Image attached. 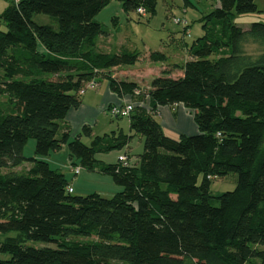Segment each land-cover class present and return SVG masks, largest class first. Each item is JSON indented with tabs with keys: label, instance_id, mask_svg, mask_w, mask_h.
Returning <instances> with one entry per match:
<instances>
[{
	"label": "trees",
	"instance_id": "trees-1",
	"mask_svg": "<svg viewBox=\"0 0 264 264\" xmlns=\"http://www.w3.org/2000/svg\"><path fill=\"white\" fill-rule=\"evenodd\" d=\"M112 1L21 0L0 13L7 26L0 30V264H264V24L233 21L257 4L219 0L183 74L164 70L144 90L107 71L140 55L101 50L109 31L96 16ZM118 1L126 12L154 13L158 0ZM36 14L49 19L37 22ZM149 57L168 60L161 51ZM104 72L114 92L138 88L145 102L130 116L144 149L126 166L97 154L124 150L133 135H92L85 125L71 138L64 123L85 85ZM176 104L191 111L198 133L164 132L156 116ZM31 138L35 154L26 156ZM66 144L72 164L108 174L123 189L72 195L65 173L42 158ZM230 173L236 187L214 194L212 179Z\"/></svg>",
	"mask_w": 264,
	"mask_h": 264
},
{
	"label": "rangeland",
	"instance_id": "rangeland-1",
	"mask_svg": "<svg viewBox=\"0 0 264 264\" xmlns=\"http://www.w3.org/2000/svg\"><path fill=\"white\" fill-rule=\"evenodd\" d=\"M11 2V0H9ZM258 9L254 12L247 14L235 13L233 21L238 26L248 28L253 23L264 24V0H254ZM4 1H0V10L3 9ZM219 5V0H158L156 10L154 13L146 12L144 15L139 14L136 10L126 12L120 1L113 0L110 5L106 6L97 16L96 19L103 23L106 29L109 31V35L100 36L99 46L102 51L118 53L123 50L137 51L139 52V58L134 64L121 65L120 68L113 69L118 76L124 77V79H136L138 80V74L140 75V81L143 84H148L152 81L155 75L160 73L159 68L164 64L163 61L151 60L149 55L152 51L164 52L170 61L183 64L186 61L185 57H188L186 53V44L190 47L193 42L204 34L202 27L204 16ZM35 20L37 22L44 23L49 17L44 14H36ZM115 18V19H114ZM185 18L188 23V30L184 29L183 24L175 23L174 19ZM7 26L4 21H0V30H6ZM108 37L109 39H106ZM101 38L104 40L101 44ZM108 40V44L104 45V42ZM249 52L256 50L255 44H249L247 47ZM177 57V58H176ZM179 71H173L171 77H179ZM127 74V75H126ZM129 74H135L130 76ZM127 76V77H126ZM102 84H108L106 78L101 77ZM90 88V87H87ZM144 90L149 89L147 86ZM144 93V97H145ZM143 97V98H144ZM114 98L118 103L120 95L114 92ZM106 107V106H105ZM104 114L98 121L97 128L95 129L101 135L105 132H111L117 125H120L128 131V117L123 119L113 118L110 113L104 108ZM161 121V116H156ZM166 134L172 138H178L175 132L165 130ZM143 138L142 135L138 134ZM86 144H90V139L86 136L82 139ZM36 146V140L31 138L25 146L24 154L26 156H34ZM134 152L141 153L144 149V139L142 144L139 145L138 137L135 140ZM118 150H112L110 152L98 153L99 159H104L106 162L112 163L117 159ZM59 159V158H58ZM60 167L68 178H71L73 171L72 168L80 167V174L77 180L70 184L74 191L72 195H88L91 193H99L103 197H112L123 188L117 185L113 178L108 174L90 173L91 171L82 167L78 161L76 165L69 159V150L67 144L60 152ZM30 164L25 161L23 165L19 167L21 171L25 170V166ZM53 165V164H52ZM55 167V164L52 168ZM237 185V174L230 173L225 177H216L212 179L211 190L214 194L221 193L228 190H233ZM217 204V201H215ZM29 245L35 247H41L46 243L41 241H29ZM52 245V244H50ZM54 245V244H53ZM52 245V246H53ZM256 263L258 259L254 260Z\"/></svg>",
	"mask_w": 264,
	"mask_h": 264
},
{
	"label": "crops",
	"instance_id": "crops-1",
	"mask_svg": "<svg viewBox=\"0 0 264 264\" xmlns=\"http://www.w3.org/2000/svg\"><path fill=\"white\" fill-rule=\"evenodd\" d=\"M0 1L5 2V4L3 5V9L0 10V13H1L11 4L12 1L11 2H9V0H0ZM106 39H109V38L106 37ZM102 41H104V40L101 38V41H100L101 44L103 43ZM107 41L108 40H106L104 42V45L108 44ZM186 50H187L186 53H187L188 57H185L186 58L185 60H188L190 58V51H189V46L187 44H186ZM183 62H185V61H183ZM163 63L164 64L159 68L160 73H158L155 76L161 75L164 70L170 71L171 72L170 76L173 74V71H175V70L179 71L178 75L181 76L183 74V69L181 67L182 64L177 63L176 61L171 62L169 58L167 61H164ZM120 67H121V65L110 68L107 71H109L110 74L115 78L124 79V77H120V76H118V74L116 72H113V69H117ZM105 72L103 74L99 73L93 79V81L96 82L95 86L87 88L81 94L82 102H81L80 106H78L77 108H72L68 112V114L64 120V123L66 125H68L70 128L71 138L78 135L82 131L83 126H85V125H88L91 127L92 135H101L95 129L97 128L96 126L98 124V121L100 120L101 116L104 114V110H105L104 108L107 109V107L109 105L116 103V98H114V91L110 87L109 78L105 75ZM129 75L135 76V74H129ZM101 77L106 78V80L108 81V84H106V85L102 84V80H101L102 78ZM140 78L141 77L138 74V80L129 79V77L127 79H124V80L136 82V83H138V85H140L144 88L146 86L149 88L151 82H149L148 84L145 85L140 81ZM123 100H124L123 96H120L118 103H122ZM158 115L161 116V121L160 120L159 121L162 124L164 132H165V130H170L171 132H175L179 136L181 134L191 135V134H196L199 132L198 127H197L196 123L194 122L193 114L191 113V111L189 109L185 108L184 106H181L180 104L174 105L172 107L162 106V107H160V111H159ZM119 119H123V118H119ZM127 125H128V131H125V129L123 127H121L120 125H117V127L115 129H112V131L118 132V131L122 130L126 134L133 135L132 138L130 139V141L128 142L127 146L124 148V149H127V151H128L129 163L133 164V163L138 161V154H140V153L135 154V152H134L135 140L138 137V143H139V145H141L143 138L141 136H139L138 134L134 135V133L132 132V130L130 128V117H128V124ZM105 133H108V132H105ZM64 147H65V145H63L61 150L51 152L48 156L42 157V158L47 160L49 162V164L51 165V167H53V165L55 164V167H54L55 169L62 170L60 167H57V166H61L60 152L64 149ZM121 151L122 150H118L117 159L115 162L118 161V156L120 155ZM69 159L71 162L76 160V159L72 160L70 158V156H69ZM101 160L105 161L104 159H101ZM29 165L30 164H28L27 167H29ZM90 173H100V172L91 171ZM79 174H80V172L77 175H75L73 173L71 178H68L67 175L66 174L65 175H66L69 183L73 184V182L75 180H77V177ZM101 174H103V173H101ZM73 191H74V189H73Z\"/></svg>",
	"mask_w": 264,
	"mask_h": 264
},
{
	"label": "built area",
	"instance_id": "built-area-1",
	"mask_svg": "<svg viewBox=\"0 0 264 264\" xmlns=\"http://www.w3.org/2000/svg\"><path fill=\"white\" fill-rule=\"evenodd\" d=\"M11 1L15 5H18L21 2V0H11ZM137 12L141 15H144L146 13V9L142 6H140L137 8ZM174 22L177 24H179V23L183 24L184 29L186 31L188 30L189 23L185 18H183V19L175 18ZM95 85H96V82H94L93 80L89 81L85 85V87L82 89V92H84L87 89V87H93ZM141 92L142 91L140 89L136 88L133 93L124 94L123 95L124 100L122 101V103H113V104L109 105L107 107V111L110 113V115L113 118H116V119L123 118V117H130L131 114L134 112L135 108L138 106V104H144L145 105V102H143V101L139 102L137 100L138 95H140ZM118 161L123 166L130 164L129 163V154H128L127 149H124L121 151L120 155L118 156ZM72 171L74 172V174H78L80 172V167L76 166V167L72 168ZM67 189L69 192H73V187L71 185H69Z\"/></svg>",
	"mask_w": 264,
	"mask_h": 264
}]
</instances>
